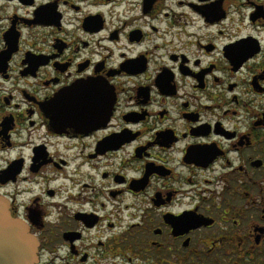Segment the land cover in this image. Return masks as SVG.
<instances>
[{
  "label": "flooded vegetation",
  "instance_id": "af4514ba",
  "mask_svg": "<svg viewBox=\"0 0 264 264\" xmlns=\"http://www.w3.org/2000/svg\"><path fill=\"white\" fill-rule=\"evenodd\" d=\"M0 196L38 264H264V0H0Z\"/></svg>",
  "mask_w": 264,
  "mask_h": 264
},
{
  "label": "water",
  "instance_id": "95a60500",
  "mask_svg": "<svg viewBox=\"0 0 264 264\" xmlns=\"http://www.w3.org/2000/svg\"><path fill=\"white\" fill-rule=\"evenodd\" d=\"M38 242L28 226L14 218L0 196V264H38Z\"/></svg>",
  "mask_w": 264,
  "mask_h": 264
}]
</instances>
